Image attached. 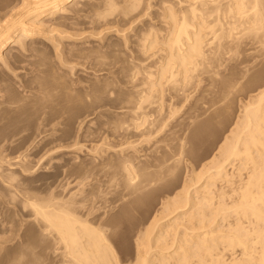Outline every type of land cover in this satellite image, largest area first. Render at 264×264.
Wrapping results in <instances>:
<instances>
[{
	"label": "rangeland",
	"instance_id": "374dc122",
	"mask_svg": "<svg viewBox=\"0 0 264 264\" xmlns=\"http://www.w3.org/2000/svg\"><path fill=\"white\" fill-rule=\"evenodd\" d=\"M13 1L14 0H0V10L2 11V8L3 10H5L8 6H10L9 3L11 2L13 3ZM86 1L87 0H84L83 3L81 2L80 4H78V6H76L75 10L78 12L80 11L78 14L77 12L74 13L75 12L74 10H70L68 13H63V14L59 13L58 15L55 14L53 15V17L44 16L42 18L44 26L47 25L49 20L50 22L47 27L43 26V28H41L43 29L42 31L44 32L40 33V35L43 37L31 38V40L43 39L40 42L31 41V44L25 46L26 48L24 49V51L23 49H19L14 42L9 44V46L3 49L4 50L3 53L9 52V54L8 55L6 53L4 54V56L6 55L7 56L3 57L5 59H3V63L0 64L1 65L0 66V237L3 238V235H5L6 237L5 236L4 237L10 240L7 242L4 241L2 242V244H0L1 246L0 248H2L4 243V247L6 246L7 249L9 250L8 252L6 247L0 249L1 251L0 261H2V258L4 259V262L2 261L0 262V264L2 263L6 264L7 262L10 261L9 258L10 254L12 256V254L15 253L11 251L14 250L12 246L16 244L18 245L17 249L19 250H16L17 246L14 247H15V251H17L18 254H20L21 247H24L25 249V246H27V248L28 247L32 248L35 253L36 251L39 250V252H37L38 254L42 252V249L43 250L45 249L43 251V254L46 253V255L45 254L44 255L46 256L47 260L45 256L44 258L41 257V255H43L41 253L38 255V260L36 261L37 263L39 262V264L45 261H46L45 263H47V261L50 260V257L52 255L50 254L51 250L49 248L52 246V244H49L51 239L50 240L48 239L51 238V236L48 235V239L46 240L47 234L44 232L41 233L43 229H39L41 228V226L38 225L39 223L37 221L33 220V217H31L32 212L30 213V211H32L33 208L29 203L31 201L32 202L37 201V203L39 202L44 203L42 202L43 197L45 199H48L45 200V202L48 201L46 202L47 204H50V202H52L53 200L54 201L52 203L54 204L55 202L56 204L62 203L67 205H70L72 203L70 205L72 207L78 204L80 205L79 209H82L85 213L91 212V214H94L96 212L97 214L100 213L99 211H101L100 213L101 221L107 220V222H110L109 221L110 218L115 220L114 222L112 220L110 223L114 224L115 222H117L118 224L115 223L114 224L115 226L112 225V227L108 226L109 229L107 227L108 229L107 231L113 229L114 227L118 228L117 230L115 228L114 231L113 230L112 231L117 232L116 234L114 233L116 235L114 237H116L115 240L118 242V243L116 242V244L117 245L119 244L118 249L120 255L122 254L121 256L123 257V260H126V258L130 259L134 255V249H135L134 232L143 223L141 221H144L143 218H145L148 209L149 208L156 209L158 207L156 203H158L160 200H163L164 198L167 199V197H170L172 193L176 192L180 188L179 187L178 189H176V187H178L183 182V180L189 179L192 176L193 172L201 175L202 180L200 179V181L201 182L203 181L206 172L200 170L202 169L201 165L204 164L206 160H209L212 154L213 155L215 154V151L217 150L219 145L224 141L223 139L229 136L230 129L232 130L235 127L234 126L235 122L240 119L239 118L241 117L240 115H243L242 111L245 105L247 103L248 104L251 103L253 99L256 100L259 91H261L264 88V54H263L264 44H260L261 43L260 40H258L260 43L257 42L258 39L257 37L261 36V34L260 35L257 34L255 37H253L254 35L251 36L252 34L249 36L248 34L243 35L239 39L238 41L239 43L238 42L236 44H233V42L232 43L229 42L231 44L227 43V45L224 46L226 47V49L224 51L222 50L221 51L222 53L220 52L222 55L219 53L217 54V56L216 55L214 56L209 52L210 48L208 49V47L211 46L208 45L204 46L206 43H209L211 37L209 29H205L206 33L209 32L207 33L209 35L204 34L205 32L203 33L204 36L203 40L206 41H203L202 45L204 46L203 49L206 52L205 54L208 53L207 55H205V57L210 56V58L207 59L211 61L213 59V61L212 62L210 61V63L212 64L208 63L207 65H204L202 68L200 66L198 67L201 70H204L205 68L204 71H201L200 69L197 70V68L196 70L193 71L192 73L193 79L191 77L189 78V80L191 79V82L194 83H191L189 80L188 83H186L187 81L184 82L181 81V83L179 81L177 86L173 88V86L170 84V81H168L165 78H162L158 80V82H161L160 83L161 86L158 85L151 86L150 85L151 81L153 82L156 81V83H158L157 79H159V72H158L160 70L159 67H161L162 63L165 62L164 60L167 56L166 51H163L165 50V47L163 48L161 44H163L162 42H164L165 37L167 36L166 34L168 32L167 30L169 29L170 26H167L168 25L167 18H164L165 20L162 18L165 17L166 15L165 13L166 9L169 6L171 7L172 4H173L172 6L174 7L173 10L178 11L176 10L179 9V6L177 5V0L176 2L175 0H173L176 4H174L172 0H168V1L167 0H139V1L130 0L129 3H127V0L126 1L125 0H94V1L88 0L91 2V4L90 2L89 3L87 2L89 4V5L87 4V7L85 5ZM103 1L104 3L102 4ZM93 2H95L96 4L92 5ZM108 2L109 3L112 2V5H109ZM134 3H137V5ZM90 5H92V7ZM95 5L96 8H94V10L97 9L99 13H101L100 15L99 13L94 12L93 6L95 7ZM106 5L107 7L109 6L108 8L114 6L112 7L111 12L106 7ZM131 5L132 6L136 5V6L134 8L133 7L131 8ZM126 6H130V7L126 9ZM77 7L80 9L84 7V9H82V11L83 10L84 11L82 12L80 9L78 10ZM104 10L107 11L109 14ZM70 12L74 14H71ZM95 14L98 15L95 16ZM102 14L104 15L101 16ZM177 14H178L177 16L180 15L178 12ZM62 15H64L65 19L63 18ZM57 16L59 17V19L62 18V20L60 19L61 21L54 24V22H56V20L58 19ZM65 16L66 17L70 16L71 19L69 17L66 18ZM78 16L79 17L82 16L83 18L81 17L79 19ZM52 18H54L53 19L54 21L52 20ZM206 18L210 22L213 16H209ZM63 20L64 22L66 20L69 21H66L65 23L64 22L61 23ZM70 20L71 21L73 20L74 22L72 21L73 22L72 23L70 22ZM45 21L47 22L45 23ZM225 21L226 20H224V22ZM50 23H53L54 26H52ZM152 25L154 26L155 29L154 31L156 32L153 31V27H151ZM148 26L150 27L148 28ZM56 27L57 30H54L56 29ZM51 28H52V32H51ZM144 28H146L147 30ZM164 28L166 32H164L165 31ZM148 29H152V31ZM156 29L157 30L159 29L158 30L160 33V34L158 33L159 35H157L158 31ZM240 30L241 29H239V27L236 30H233L232 35H235L236 31L238 32ZM143 31L144 32L147 31V33H144ZM48 32H50V34ZM141 32L142 34H140ZM144 34H146V36L149 35L147 36V38L154 37V34L157 35L155 36V38L157 39V42L159 41V44H157L156 47L152 48V50L150 49V52H147L149 50H144V52L142 51L144 53L143 54L140 49L142 42L141 40L143 39H138L139 40L138 41L137 37L139 38V35H141L142 37L140 38H146ZM51 37H53L54 39ZM162 37L164 38V40ZM252 37L254 39H252ZM55 38H57V40ZM48 39L49 40L51 39L50 42L51 41L52 42L50 43ZM53 41L55 43H53ZM59 41L61 44L59 43ZM70 43L73 44L74 46L71 45ZM65 44L68 45L66 46ZM136 44L140 50L137 47H135ZM62 45H64L65 47ZM91 45L93 49L90 48ZM15 46L17 48H15ZM58 46L59 48L55 49ZM76 47L78 48L76 49ZM84 47H86V50L89 47L91 51L88 50L89 53L86 52V50L83 51ZM159 47L162 48L160 49ZM68 48H72L71 51L69 49V53H68ZM136 48L140 53H142L141 54L142 57L141 55L136 56L139 54L138 51H135ZM9 49H11V51ZM54 49L55 52L53 51ZM78 49H81L82 51L80 50L81 51L80 52L78 51ZM157 49L159 52L160 50L163 49L161 54L157 52L159 54L156 53L155 55L154 52H156ZM90 52L92 53L90 54ZM72 53L73 54L75 53V55L74 56L71 55ZM79 53L83 54V56ZM153 53L154 55H152ZM219 55H221V57ZM148 57H150V60ZM151 57H153L159 63L154 65L156 61H154V59L151 60L152 59ZM214 57H216L217 59H221V61L220 60L217 61V59ZM141 58H145L143 63H141L143 61L141 60ZM138 59L141 60V62ZM153 61L155 63H152ZM4 62L6 63L5 65H3ZM216 62H218L220 65L219 64L217 65ZM139 64H141L142 66V67L140 66L141 68L139 67ZM149 64L152 66H150ZM208 65L211 68L208 69L209 67ZM149 68L150 69L152 68V71L151 70L149 71ZM141 69H143L144 71H142ZM53 70L55 75L54 73H52ZM45 71L47 72L45 73ZM148 71L152 73L151 77L149 76ZM49 72L51 76L49 75ZM52 74L54 77H52ZM131 74L133 76L134 75L136 76L133 77L131 76ZM155 74H157L158 76L155 77ZM179 76L180 75H177L178 79L180 78ZM51 77L54 79H52ZM50 80L53 81V85L51 83L52 81ZM145 80L151 87H149V85L146 83ZM139 82L142 84H140ZM55 83L57 84L55 85ZM162 83L163 84L166 83L167 85L165 84L166 86L164 85L165 86L164 87ZM182 83L183 86L185 84L189 85L188 87L186 85L184 86V88L186 87L187 91L184 88L181 89L179 88L182 86L181 85ZM189 83H191V86ZM61 86H64L65 88ZM158 88L160 91L158 90ZM154 90L155 92H153ZM170 90L172 93L170 92ZM176 90L177 93H175ZM179 90L180 92H178ZM14 92H16L18 96L15 95L16 93ZM162 92H164V94ZM175 94H177V97ZM153 95L156 96L154 97ZM138 96L141 100L137 98ZM36 97H38L37 98L38 100L36 99ZM62 97L63 99H61ZM174 97H176L177 99ZM149 99L150 101H148ZM151 99H153L154 102ZM158 100L161 101L159 102ZM168 100H171V102L169 103ZM11 101L12 103L13 102L14 103L12 104ZM172 102L174 103L175 106L173 105ZM168 103L170 105L169 111L171 112V114L169 113V111L165 110L166 109L165 106L167 107L169 106ZM138 104L142 105V108ZM147 104H148V108L147 110H144L147 107ZM162 104H164L165 106ZM143 105L146 107L144 108ZM172 105L176 109L171 107ZM59 106L62 108L60 109ZM162 106L164 107L161 108ZM5 108L7 110H5ZM10 108L12 109V111H9ZM207 108L210 109L208 110ZM58 109L60 110L58 111ZM63 109L65 110L62 112ZM217 110H218L217 112L218 114H216ZM57 111L58 114H60V116L56 113ZM125 111L127 113H125ZM136 111L138 112L140 111V113ZM144 111H146L145 114L148 115H145ZM141 112H143V114ZM150 112L152 113V115L150 114ZM134 113L136 114V116L138 115L139 118L141 114V119L143 122L141 121V119L137 118L138 116L137 117L134 116L135 115ZM153 113H155L156 115H154ZM213 113L216 114L215 115L216 117H214ZM143 117L146 118L147 120L144 119ZM138 121L142 122L140 123L141 125H139V123L137 124ZM149 122H151V124ZM133 123L135 124V126H133L134 125ZM146 126L147 127L149 126L150 128H146ZM146 130L147 131L150 130V131L146 133L147 132ZM241 135L243 136V134ZM44 140L45 141L48 140L49 143L52 141L53 142L52 144H50V146L47 145L48 147L45 146V148H43L41 142H44ZM180 143L181 146H179ZM257 152L254 153L252 152L253 153L252 156L254 154L255 156L256 155L258 156L259 152L258 154ZM177 153L179 156L176 155ZM128 155L130 159L128 158ZM124 156L125 157L127 156L126 157L128 158L127 160L130 161L131 164L133 163L134 165L133 164L132 165L136 169H138L137 173H140L142 168V170L146 169L144 170L146 171V173H150V174L152 173V175L161 173L160 175L163 176V180L158 181V183L154 185V188L151 187L148 189L149 191L150 189L152 190L150 191L151 193H148L149 191H146L147 189L143 191V193L144 192L146 193V196L148 198H146L145 195L142 196L143 193H141L140 196L142 197V199L140 197L139 201L141 200L140 202L142 203H139L138 201L137 204L140 207H138L137 205L138 210L137 208L134 210L132 209V212H130L131 211L130 208L128 209L129 207L128 205H126L128 206L126 207L127 210L125 209V205L124 208L122 207V204H124V202L127 203L131 199L133 200L132 198L133 196H131L127 190L125 191L123 190L124 188L123 180H121V182L119 180L121 176H122L121 179H123V172L120 169L122 167V163L126 162V158H124ZM131 156L137 159H134L133 157L131 158ZM118 158L121 159L119 160ZM123 158L125 159V161L122 160ZM93 159H95L96 161ZM100 160L105 161L107 165L105 164V162H103L105 166L103 167V163L101 162L102 163L101 165ZM121 160L122 163H120ZM138 160L144 162V164H142V162L140 161L139 164ZM164 160L166 161L168 160V162L166 161L164 162ZM244 160L245 159L243 160L236 159V161L234 160V163L236 162L234 166L236 167L232 168L233 170L236 169L235 171H237V174L241 177L245 176L243 175V173L245 174L246 170H248V168L246 167H250L252 165V162L251 164H249V161L247 162L245 160L246 161L245 164L247 165L245 166V168L241 167L243 168L241 169L239 165L240 163L244 162ZM257 160H260V158L256 159L255 161ZM161 161L166 166H172L173 163L174 166L175 165L177 166V164L179 165L177 166V169L172 175L169 174L171 175V177L173 176L171 178L173 180L169 179L170 176L168 175L167 176L169 180L168 181L166 178L168 172L166 173L162 169H159L160 167L159 165L162 164ZM176 161L177 163H175ZM114 162L116 163V165L114 164ZM137 163L139 166L138 165L136 166ZM81 164L84 165L85 168L84 166L80 168ZM97 164H100L98 165L100 167L97 166L94 169L93 166L94 165L96 166ZM120 164L121 167L119 166ZM140 165L142 166L146 165L147 167L143 168ZM148 165L149 167H152L151 172H150L151 170L150 168H149L150 170H148ZM153 165H156V167H154ZM86 166L88 167L87 170H86L87 168ZM228 166L229 165H227L226 169L227 170L229 169L228 171L230 172L231 168H228ZM109 167H111L112 170H110L111 168ZM153 167L155 168V170L153 169ZM237 167L240 168L239 173ZM117 169L120 170L119 172L121 173H118ZM232 169L230 172L231 174H233L234 172L232 171ZM81 170L84 171L86 174H84V172L81 173L82 172ZM86 171H88V173ZM112 171L114 174H112ZM96 172H98V174ZM163 172L166 175L162 174ZM235 174L236 172H234L233 174L234 176H232L234 178L231 177L232 178L231 180L235 179V181L234 180L233 181L236 183L237 174L236 176ZM176 179L177 180L179 179V181H176ZM136 180H140V177L136 178ZM233 181L232 183L234 185L230 184L231 187L233 186L235 187L236 185ZM176 183L179 184L177 185ZM198 183L199 182L197 181L196 185H198ZM226 184L227 183L217 180L215 183L216 185L215 189L217 186L224 187ZM230 186L228 183L226 187H224V190L225 191L227 190L226 192L230 191L231 188ZM91 190H93L92 191L93 197L90 195L92 194L90 192ZM95 190L99 195H95L94 193ZM86 193L87 194L89 193L91 197L88 196ZM152 193L153 195H151ZM168 193L169 195H166ZM148 194L150 196H148ZM26 195L27 196L29 195L30 202L26 200L27 198H29ZM30 195H34V196H30ZM100 195L102 196V198H100L101 197ZM164 195L167 197H165ZM35 196L38 197L36 198ZM96 196H99L97 197L98 199L96 198ZM82 197L85 199V201L86 199L87 201L88 199H90L89 202L91 201L90 204L92 208L90 205L88 206L87 201L84 202ZM143 197H145L146 200ZM40 198L42 199V201L40 200ZM77 198L82 199L83 201L81 200L77 201L76 200ZM104 198L106 200V203L103 202ZM113 198L116 199L113 201ZM228 198L229 199L226 198L225 202L229 203L234 200V197L232 201H231L232 197H228ZM31 199H33L34 201ZM49 199L52 201H50ZM70 199L72 200L70 201ZM63 200L65 202H63ZM74 200L76 202L73 205ZM96 200L99 201L97 202ZM78 202H82V203L84 202V204L81 203L82 204L81 205ZM99 202L104 203L102 204V206H106L103 207V209H105L107 213L102 209V206H99L101 205ZM113 203H117V204L115 205ZM86 204L87 206L84 208L83 206ZM95 204L97 205V207ZM153 204L154 206L156 205V207H154ZM81 206L83 208H80ZM93 206L95 208H93ZM85 209L86 210L88 209V211H86ZM97 209L99 210L98 212ZM228 209L232 211L231 208ZM228 211L225 213V217H224V218L227 217L226 218L227 222L229 220L230 224L232 223L234 224L235 222L238 225H240V223L241 225L243 224V226L244 224L247 225L246 223L248 222L245 223V218L238 216L240 217V219H243L244 221L243 222L242 220L239 219L240 221H242L239 222V220H237L238 219L237 214L234 211L233 213L229 211L230 214L229 215ZM26 213L28 215L30 214L29 215L30 217H28ZM105 213L108 215V218ZM230 221H232V223ZM227 222H224L225 223L224 225H228L229 223L226 224ZM35 224H37L36 226L38 227L40 226V227L39 228L36 227ZM236 224H234L233 227H235ZM248 225L246 227H248ZM34 227L37 228L38 230L34 229ZM1 231L7 233L6 234L1 233ZM9 232H11V234L8 235ZM39 233L42 236L44 235L43 236L45 237L43 238L44 242L42 241L43 239ZM9 236H11V238H9ZM23 236H25L24 237L25 239L22 238ZM39 236L41 238H38ZM5 238H3V240H5ZM29 238L31 239L28 240ZM0 240L2 241V239ZM24 241L26 244L22 243ZM27 243L31 244L32 247ZM49 245L51 246L49 247ZM38 246L39 247L42 246L43 248L41 247L40 250ZM46 246L48 247V251H46L47 250ZM30 248H28L29 251L27 249L29 254L32 251V249ZM2 250L4 251V253H2L3 252ZM224 250H222L221 252L222 254L221 259L218 260L216 264H218V262L221 261L222 264L224 262H225L224 264L229 263L230 257L227 256H230L228 254H230L229 252L231 251L229 249L228 250L226 249L227 251L224 252ZM6 251L8 253L5 255ZM238 251H240V248L236 247L235 252H237V254L239 253ZM47 252L48 254H50V256H48ZM24 253L25 254L27 253L26 250ZM4 255L5 257L8 258H4L3 257ZM227 258L229 259L227 260ZM222 259L225 260L223 261Z\"/></svg>",
	"mask_w": 264,
	"mask_h": 264
},
{
	"label": "bare ground",
	"instance_id": "6f19581e",
	"mask_svg": "<svg viewBox=\"0 0 264 264\" xmlns=\"http://www.w3.org/2000/svg\"><path fill=\"white\" fill-rule=\"evenodd\" d=\"M83 1L82 0H14L13 3L11 2L12 4L9 3L10 6H8L5 10H3V8H2V11L0 10L1 11L0 12V64L3 63V59H5L3 57H6L9 54V52H7V53L5 52L7 55L4 56L5 53H3L4 52L3 49L6 48L7 46H9V44L14 42L19 49H23V51H24V49L26 48L25 46H27L28 44H31V41L32 42L33 41L34 42L35 41L40 42L41 40H43V39L31 40V38L43 37L40 35V33L44 32V31H42L43 29H41L44 26V23L42 21V18L44 16L53 17V15H55V14L58 15L59 13H61V14L68 13L70 10H74L75 11L74 13L77 12V14H78L80 11L78 12L75 10L76 6H78V4H80L81 2L83 3ZM92 1H94V0H92ZM133 1H137V0H133ZM87 2L89 3L90 1H88V0L86 1V3H85L86 7L88 4ZM129 2H130V0L129 1L127 0V3H129ZM175 2H176V0H175ZM175 2L173 1L174 4H176ZM99 3H101V2H99ZM103 3H104V1L102 2V4ZM66 4H68V5H66ZM90 4H91V2H90ZM94 4H96V3L93 2L92 5H94ZM134 4L137 5V3H134ZM92 5H90V6L92 7ZM109 5H112V2L109 3ZM113 5H115V4H113ZM121 5H123V4H121ZM172 5H171V7L169 6L166 9V12H165L166 15L164 13L165 17H163V18L161 17L162 19L167 18V20H168L167 26H170V27L167 30L168 32L166 33L167 36L165 37V40L162 37L164 40V42H162L163 44L160 43L163 48L165 47V50H163V49L162 50L166 51L167 56L164 60L165 62L162 63V65L160 64L161 67H159L160 68V70L158 71L159 72V79H157V82H158V80L165 78L168 81H170V84L173 86V88H175L177 86L179 81H180V83H181V81H183V82L187 81L186 83H188L189 81L191 82V79L189 80V78L192 77V79H193L192 73L194 70H196V68L198 70V69H200V68H198L199 66L202 68L204 65H207L208 63L212 64V63H210L211 60L207 59V58H210V56H209L210 54L208 55L209 57H205V55H207L208 53L205 54L206 52L204 51L203 47L206 45L211 46V47H208V49L210 48L209 52L212 55L217 56V54H219L222 50L224 51L226 49V47H224V46H226L227 43L233 42V44H236L239 41V39L241 38V36L246 35V34H248V36L252 34L251 36L254 35L253 37H255L257 34H259V35L261 34L262 38H261V36L257 37L258 38L257 42H259L258 40H260L261 43L260 42L259 43L264 44V1L263 0H177V5L179 6V9H176V10H178V11H174L173 10L174 7ZM135 6L131 5V8L132 7L134 8ZM106 7H107V5H106ZM112 7H114V6H112ZM112 7L108 8L110 10V12L112 10ZM129 7L130 6H126V9H128ZM94 8H96V5H95V7L93 6V10H94ZM175 8H176V5H175ZM79 9L80 8H78V10ZM82 9H84V7ZM82 9H80V10L82 11ZM96 10H94V12L99 13V11L97 10L98 11L97 12ZM101 12H103V11H101ZM105 12H107V11H105ZM177 12L180 14L179 16H177L178 15ZM74 13H71V14H74ZM84 13H83V15H84ZM100 14L101 13H99V15ZM161 14H163V13H161ZM64 15H62L63 18H64ZM97 15L95 14V16H97ZM103 15L104 14H102L101 16H103ZM164 15H162V16H164ZM209 16H213V18L210 22L206 18ZM68 17L70 18V16H68ZM68 17H66V18H68ZM81 17L78 16L79 19ZM57 18L59 19L58 16H57ZM57 18H55V19H57ZM53 19L54 18H52V20ZM60 19L62 20V18H60ZM60 19L58 21L56 20V22H54V24L61 21ZM74 19H76V18H74ZM224 20H226V21L224 22ZM66 21H69V20H66ZM72 21L70 20V22H72ZM46 22L47 21H45V23ZM49 22H50V20H49ZM49 22L47 23V25H45L46 27L48 26ZM63 22H64V20L61 23H63ZM165 23H166V21H165ZM50 24L52 26H54L53 23H50ZM52 26H50V27H52ZM167 26H166V28H167ZM149 27L150 26H148V28ZM151 27H153V31H154L155 30L154 26L152 25ZM238 27L241 30L238 32L236 31L235 35H232V33H233L232 31L236 30ZM144 29H146V28H144ZM205 29H209L211 37L209 36L210 37L209 43H206L203 46L202 45L203 41H206V40H203V37H204L203 33L204 32H205L204 34L209 33V32L206 33ZM54 30H57V27ZM148 30L152 31V29H148ZM164 30H165V28H164ZM51 32H52V28H51ZM154 32H156V31H154ZM164 32H166V30ZM48 33L50 34V32H48ZM144 33H147V31H145ZM158 33H159V31L157 32V35L160 34V33L159 34ZM140 34H142V32ZM155 34H154V37H151V38H149V37L147 38V36H149V35L146 36V34H144L146 36V38H140V37H142L141 35H139V38L137 37V40L143 39V40H141L142 42L140 41L141 42V46H140L141 52L142 51L144 52V50H149L147 52H150V49L152 50V48L156 47L157 44H159V41L157 42V39L155 38V36H157ZM236 34H238V35H236ZM207 35H209V34H207ZM207 35H206V37H207ZM163 36H165V35H163ZM70 37H72V36H70ZM253 37H252V39H254ZM51 38H53V37H51ZM55 39L57 40V38H55ZM50 40H49V42H50ZM72 40H74V39H72ZM161 41H162V39H161ZM53 43H55V42L53 41ZM59 43H60V41H59ZM135 43H137V42H135ZM139 43H138V46H139ZM231 43H229V44H231ZM83 44H86V43H83ZM71 45H73V44H71ZM99 45H101V44H99ZM16 46H15V48H17ZM62 46H64V45H62ZM138 46L136 44L135 47H137L139 49ZM162 47H159V48L161 49ZM230 47H231V45H230ZM58 48H59V46L55 49H58ZM77 48L78 47H76V49ZM84 48H83V51L86 50V47H84ZM90 48L93 49L92 45ZM90 48L88 47L86 52H88V50H90ZM137 48H136V50L135 49L134 50L138 51ZM55 49L53 50L54 52H55ZM69 49L71 51L72 48H68V53H69ZM81 49H78V51H80ZM158 49L156 50V52H154L155 55L157 52H159ZM9 50L11 51V49H9ZM9 50H6V51H9ZM62 50H61V52H62ZM94 50H95V48H94ZM162 50H160V52H159L160 54H161ZM263 51H264V49H263ZM56 52H57V50H56ZM92 52H90V54ZM138 53L139 54L136 56H139L142 54L139 51H138ZM154 53L152 55H154ZM159 53H157V54H159ZM79 54H81V53H79ZM83 54H84V52H83ZM83 54H81V55L83 56ZM63 55H62V57H63ZM71 55L74 56L75 53L74 54L72 53ZM86 55H84V56H86ZM221 55H219V56L221 57ZM157 56H159V55H157ZM70 57H72V56H70ZM141 57H142V55H141ZM148 58L150 60V57H148ZM151 58H152L151 60H153L155 58V56H154V58L153 57H151ZM156 58H158V57H156ZM214 58H216V57H214ZM58 60H59V57H58ZM60 60H61V58H60ZM141 60H143V61L141 62ZM141 60H139V61L141 63H143L145 58H141ZM219 60L221 61V59H217V61H219ZM5 61H7V60H5ZM154 61H156V60L154 59ZM154 61L152 63H155ZM212 61H213V59H212ZM63 62H65V61H63ZM157 63H159V62L156 61V63L154 65H156ZM216 63H217V65L219 64L218 62H216ZM5 64L6 63L4 62L3 65H5ZM140 66H141V64H139V67ZM150 66H152V65H150ZM208 66H206V67H208ZM154 67H156V66H154ZM209 68H211V67L209 66L208 69ZM156 69H158V68H156ZM156 69H154V70H156ZM141 70L144 71L143 69H141ZM150 70L152 71V68L151 69L149 68V71ZM204 70H205V68H204ZM204 70H201V71H204ZM46 72L47 71H45V73ZM52 73H54V70ZM151 74L152 73L149 72L150 77H151ZM49 75H50V72H49ZM54 75H55V73H54ZM177 75H180L179 79L177 78ZM131 76H133V75L131 74ZM131 76H130V78H131ZM134 76H136V75H134ZM156 76H158V75L155 74V77ZM211 76H214V75H211ZM211 76H209V77H211ZM52 77H54L53 74H52ZM125 77H126V75H125ZM52 79H54V78H52ZM144 79H145V77H144ZM151 79H153V78H151ZM50 81H52V80H50ZM131 81H132V79H131ZM51 83L53 85V81ZM146 83H147V81H146ZM160 83L161 82L156 83V81H154V82L151 81L150 85L151 86H155V85L161 86ZM191 83H194V82H191ZM191 83H189L190 86H191ZM56 84L57 83H55V85ZM140 84H142V83H140ZM165 84H163V86ZM41 85H42V83H41ZM45 85H47V84H45ZM150 85H149V87H151ZM181 85L182 86L179 87L180 89L184 88L185 85L187 87L189 86L187 84H185L183 86V83ZM61 87H64V86H61ZM47 88H48V86H47ZM167 88H169V87H167ZM184 89H186V87ZM58 90H59V88H58ZM158 90H159V88H158ZM186 91H187V89H186ZM227 91H228V89H227ZM134 92H136V91H134ZM153 92H155V90ZM170 92H171V90H170ZM178 92H180V90ZM14 93H16V92H14ZM162 93L164 94V92H162ZM175 93H177V90ZM145 94H144V96H145ZM15 95H17V93ZM160 95H162V94H160ZM171 95H169V96H171ZM175 95L177 97V94H175ZM183 95H184V93H183ZM225 95H224V97H225ZM139 96L137 97L138 99H140ZM11 97H13V96H11ZM63 97L61 99H63ZM176 97H174V98H176ZM8 98H10V97H8ZM37 98L38 97H36V99ZM176 99H173V100H176ZM45 100H47V99H45ZM151 100H153V99H151ZM13 101H15V100H13ZM148 101H150V99ZM168 101H169V103L171 102V100H168ZM253 101H255V102H253ZM153 102H154V100H153ZM174 102H176V101H174ZM11 103H12V101H11ZM138 103H140V102H138ZM169 103H168V105H169ZM141 104H142V101H141ZM247 104L245 105V107L243 106L244 107V109L242 111L243 115H240L241 116V117H239L240 119L238 118L239 120L235 122V125H234L235 127L232 130L230 129L229 136H227L225 139H223L224 141L219 145V147L215 151V154L214 155L212 154L210 159L206 160L205 163L201 165L202 169H200V170L206 172V175H205L203 181L202 182L200 181L201 175L193 172L191 177L188 175L190 177L189 179L183 180L182 183L180 181L181 184L178 187H176V189H178L179 187L180 188L176 192L172 193V195L174 194L173 196L171 194H170L171 195L170 197H167L164 195L165 197H167V199L164 198L165 200L163 199V200H160L159 202L157 201L158 203L155 202L156 205L158 206L156 209L155 208H152V209L149 208L148 211L146 210L147 212H146L145 218H143L144 221H141L143 223L137 229L135 228L136 229L134 232L135 249H134V255L130 259L126 258V260H123V257L121 256L122 254L120 255V252L118 249L119 244L118 245L116 244L117 241L115 240L116 237H114V236H116L115 234L117 232H113V231L116 228V227H114L115 226L114 224L117 222H115L114 224H111L110 222L113 220L112 218H110L111 220L109 219L110 222H107V220L101 221V219H100L101 211H99L98 209H97V212L99 211L100 213H97V214L95 211H94L95 212L94 214H91V212L85 213L82 209H79L80 205H78V204H76L77 206L74 205L76 202L75 200L73 201L74 202L73 205L76 207L70 206L72 203L70 205H67V204H62V203L56 204V202H55V204H54V203H52L54 200L52 201L49 199L50 201H52V202H50V204H51L50 205V204L46 203L48 201L45 202V200H48V199H45L44 197H43V201L41 199L42 197L40 198V200L44 203L39 202L40 200L38 201L39 203H37V201H34L33 199H31V200H33L34 202H32V201L30 202L29 195L28 196L26 195L27 197H29L26 200L28 202H30L29 204L33 208V210L30 211V213L32 212L31 217H33V220H35L39 223L38 225H40L41 228H39L40 226L39 227L36 226L37 224H35V226L38 227L39 229H43V231L39 230V231H41V233L44 232L47 234L46 240L48 239V235L51 236V238H49L48 240H50V239L52 240V243H51V240L49 242V244H52V246L49 245V247L51 246L49 249L51 250L50 254L52 256L50 257V260L47 261V263H45L46 262L45 260H43L45 262H42V260H41V262L44 264H216L217 261L220 260L222 257L221 256L222 250L225 249L224 250V252H225L229 249L231 252H229L230 254H228L230 256H227V257H230L228 264H264V161H263V158H264V88L261 91H259L256 100L253 99L251 103H249L248 105ZM159 105H160V103H159ZM162 105H164V104H162ZM173 105H174V103H173ZM173 105L171 107H173ZM41 106H43V105H41ZM139 106H141V108H142V105H139ZM150 106H152V105H150ZM164 106H162L161 108H163ZM143 107L145 108L146 106L143 105ZM165 107H166L165 110L169 111L170 105L168 107L167 106H165ZM59 108L61 109L62 107L59 106ZM147 108H148V104L144 110H147ZM161 108H160V110H161ZM60 109H58V111ZM156 109H158V108H156ZM174 109H176V108H174ZM5 110H7V109L5 108ZM64 110L65 109H63L62 112ZM137 110H138V108H137ZM208 110H207V112H208ZM9 111H12V109L10 108ZM58 111L56 112L57 114H58ZM164 111H163V113H164ZM136 112H138V111H136ZM145 112L146 111H144V114H145ZM157 112H160V111H157ZM207 112H205V113H207ZM217 112H218V110L216 111V114H218ZM44 113H45V111H44ZM125 113H127V112L125 111ZM129 113H131V112H129ZM138 113H140V111ZM141 113L143 114V112H141ZM169 113L171 114L170 111H169ZM134 114H132V115H134ZM150 114L152 115L151 112H150ZM153 114L156 115L155 113H153ZM216 114L213 113L214 117H216L215 116ZM58 115L60 116V114H58ZM145 115H148V114H145ZM145 115H143V116H145ZM134 116H136V114ZM146 117H148V116H146ZM131 118H133V117H131ZM137 118L141 119V114H140V118H139V116ZM158 118H159V116H158ZM144 119H146V118H144ZM155 119H156V117H155ZM136 121H137V119H136ZM139 121L137 122V124L139 123V125H141L140 123L143 122L142 119H141L142 122H139ZM130 122H131V120H130ZM149 123L151 124V122H149ZM133 126H135V124ZM156 127H157V125H156ZM146 128H150V127L146 126ZM151 129H152V127H151ZM143 131H145V130H143ZM148 131H150V130H148ZM148 131L146 133H148ZM241 134H243V136ZM57 141H58V139H57ZM52 142L49 143L48 140L47 141L44 140V142H41V144H42V147L45 148V146H47V145L50 146V144H52ZM179 146H181V143ZM254 150H256V151H254ZM257 151L259 152V155L258 156L256 155V156L259 157L260 160L255 161L256 159H259V158H257L255 156V154L252 156V154L254 152H257ZM258 152H257V154H258ZM176 155H178V153ZM126 157L124 156V158H126ZM132 157L133 156H131V158ZM124 158L122 160L125 161ZM128 158H129V155H128ZM128 158H126V162H128V163H126V162L122 163V160L120 162V163H122V167H121V164L119 166L121 167L120 170L123 172V179H121L122 178V176H121V178H119V180H120V182H121V180H123V186H124V188L122 187L123 190L124 191L127 190L129 192V194L131 196H133L132 197L133 200L131 199L132 200L131 201L129 199L130 201L127 202L128 204L124 202V204H122V207L124 208V205H125V209H126V207L129 206L128 209L130 208L131 209L130 212H132V209L134 210L137 208V210H138V207H140L137 203L141 197L140 196L141 193H143V191L146 189H147L146 191H149L148 189L151 187L154 188V185L156 183H158V181L163 180V176L160 175L161 173L158 174L157 171H156L157 174L156 175L154 174L155 176L152 175V173L151 174L146 173V171H144L146 169L142 170V168H141V172L137 173L138 169H136L133 166L134 165L133 163H132L133 164L132 165L130 163V161L127 160ZM133 158L137 159L135 157H133ZM254 158H256V159H254ZM118 159L120 160L121 158H118ZM134 159H132V160H134ZM236 159H238V160L245 159L247 162L249 161V164H251V162H252V165L250 167H246V168H248V170L245 169L246 173L245 174L243 173V175H245L244 177L239 176L237 174V171H235L236 169L235 170L232 169V168L236 167V166H234L236 163V162L234 163V160L236 161ZM93 160H95V159H93ZM231 160H232V163H234V164L231 163ZM245 160H244V162L240 161V162H242V163H240L241 166L239 165L240 168L241 167L245 168V166L247 165V164H245L246 163ZM23 161H24V158H23ZM139 161L140 160H138V163H139ZM165 161L166 160H164V162ZM22 162H20V163H22ZM97 162H99V161H97ZM101 162L103 163L105 161L100 160V163ZM140 162H142V161H140ZM166 162H168V160ZM102 163H101V165H102ZM138 163L136 164V166L138 165ZM161 163H162V161H161ZM161 163H159V164H161ZM172 163H170V164H172ZM175 163H177V161ZM105 164H106V162H105ZM114 164L116 165L115 162H114ZM142 164H144V162H142ZM98 165H100V164H97L96 166L94 165L93 168L95 169V167H97ZM149 165H151V164H149ZM149 165H148V170H150L152 168V167H149ZM227 165H229L228 168H231L232 171L236 172V174H237V176L235 174V176L237 177L236 183L234 182L235 179H233L234 181L231 180L232 178H234V177H232V176H234L233 175L234 172H233V174H231L230 173L231 169H230V172L228 171L229 169L228 170L226 169ZM83 166L84 165L81 164L80 168ZM140 166H142V165H140ZM153 166L156 167V165H153ZM159 166H160L159 169H162L166 173L168 172L167 175L164 172L162 173V174L166 175V178H167V176L169 174L172 175L175 172V170L177 169V166H179V165L177 164V166L176 165L174 166V163H173L172 166H166L164 163H162ZM98 167H100V166H98ZM103 167H105L104 163H103ZM142 167L146 168L147 166L144 165ZM154 167H153V169L155 170ZM84 168H85V166H84ZM109 168H111V167H109ZM240 168L237 169L238 173H239ZM243 168H241V169H243ZM87 169H88V167L86 168V170ZM110 170H112V168ZM120 170H118V173H121V172H119ZM88 171H86V172L88 173ZM100 171H101V169H100ZM113 171H114V169H113ZM113 171H112V174H114ZM151 171H152V169L150 170V172ZM159 171H161V170H159ZM83 172L84 171H82L81 173H83ZM96 173L98 174V172H96ZM84 174H86V173L84 172ZM175 174H178V173H175ZM175 174H174V176H175ZM171 175H169L170 176L169 179H171L173 177V176L171 177ZM138 177H140V180H136V178H138ZM167 180H168V178H167ZM171 180H173V179H171ZM217 180L222 181V182L227 183V184L229 183V186H230V184H233L232 183V181H233L236 185H235V187L230 186L231 187L230 191L226 192L227 190L225 191L224 187H226L227 184L224 187L223 186H220V187L217 186L215 189V186H216L215 183ZM176 181H179V179L178 180L176 179ZM197 181L199 182L198 185H196ZM162 183H160V184H162ZM176 184L178 185L179 183H176ZM176 184H174V185H176ZM156 187H158V186H156ZM156 189H153V190H156ZM174 189H175V186H174ZM93 190H94V188H93ZM93 190H91L90 192L92 193ZM150 191H152V190L150 189ZM150 191L148 193H151ZM94 193H95V195H99V194H97L96 190ZM144 193L142 196H144V195L146 196V193L145 194ZM120 194H122V193H120ZM87 195L88 196L91 195L93 197V193L90 195L88 193ZM151 195H153V193ZM166 195H169V193ZM30 196H34V195H30ZM148 196H150V195L148 194ZM97 197H99V196H96V198ZM228 197H232L231 201L233 200V197H234V200L232 202H229V203L225 202L226 198L229 199ZM36 198H34V199H36ZM100 198H102V196ZM143 198L146 200V198H148V197L146 196V198L145 197H143ZM78 199L79 198H77L76 200L77 201H80V200L83 201L84 200V202L87 201V199L85 201L84 198H83V200L82 199L78 200ZM115 199L113 198V201ZM141 199H142V197H141ZM144 199H143V201H144ZM66 200H68V199H66ZM71 200L72 199H70V201ZM89 200L90 199H88V201H87L88 206L89 205L91 206V204H90L91 201L89 202ZM121 200H123V199H121ZM140 201H139V203H142ZM63 202H65V201L63 200ZM84 202L83 203L78 202V203L84 204ZM103 202L106 203L105 198H104ZM99 203L101 204V205H99L97 203L99 206H102V204H104L101 202H99ZM113 204L116 205L117 203H113ZM154 204H153V206H154ZM126 205H128V206H126ZM137 205H138V207H137ZM156 205L154 207H156ZM86 206H87V204L84 205L83 207L85 208ZM94 206H93V208H95ZM99 206H98V208H99ZM83 207L81 206L80 208H83ZM96 207H97V205H96ZM103 207H106V206H102V209H103ZM91 208H92V206H91ZM228 208H231L232 211H230V209H228ZM227 209L230 212L233 213V211H234L237 214V218H238L237 220H239L240 217H243V218H245V223L248 222L246 224L247 225L250 224V225H248V227H246L247 225H245V224L243 226V224L241 225V223H240V225H238L234 222V224H236V225H235V227H233L234 224L232 223V221H235L236 219L230 221L232 223V224H230L229 220L227 222V219H226L227 217L224 218L225 213L228 211ZM93 210H92V212H93ZM103 210L105 211V209H103ZM86 211H88V209ZM229 211H228V214H229ZM27 213H26V215H28ZM144 213H145V211H144ZM29 215H28V217H30ZM226 216H227V214H226ZM238 216H240V217H238ZM24 217H25V214H24ZM109 217H110V215H109ZM107 218H108V215H107ZM225 219H226V221H225ZM31 220H32V218H31ZM240 220L243 221V219H240ZM240 220H239V222H242ZM114 221L115 220H113V222ZM224 222H227L226 224H228V223L229 224L224 225L225 224ZM112 225H114L113 226L114 228L113 229L110 228L111 230L107 231L109 229V227H112ZM107 227H108V229H107ZM34 229H37V228L34 227ZM117 229L118 228H116V230ZM2 231H1V233H5ZM4 231H6V230H4ZM8 231H9V229H8ZM11 232H9L8 235L11 234ZM4 236L5 235H3V238L6 237V236L5 237ZM43 236L41 235L42 239L45 238ZM24 237L25 236H23L22 238H24ZM41 237L39 236L38 238H41ZM3 238L0 237V239H2V241L0 240V244H2V242H4V241L7 242L10 240L8 238H5V240H3ZM9 238H11V236H9ZM30 239L31 238H29L28 240H30ZM42 241L44 242V239ZM43 242H41V243H43ZM22 243H25V241ZM41 243H40V245H41ZM27 244H29V243H27ZM29 245H31V244H29ZM14 246H17L16 250H19V249H17L18 248L17 244ZM14 246H12L14 248V250H11L12 248L10 250L16 253L17 251H15ZM5 247H4V243H3L2 248H5ZM31 247H32V245H31ZM41 247H39L40 250H41ZM236 247L240 248V251H238L239 252L238 254H237V252H235ZM2 248H0V249H2ZM19 248H20V246H19ZM22 248L24 249V247H21L22 253L20 251V254H18V252L16 254L13 252H10L13 254H12V256L10 254L11 257L9 256L10 261L7 262L8 264H36L37 263L36 261L38 260V255L41 253L43 254V251L45 250V249L44 250L42 249V252L40 251L41 253L38 254L37 252H39V250L36 251V253H35L32 248L28 247V248L32 249V251H33L32 252L30 250L31 252L29 254V252H28L29 249L27 248V246H25L24 252H25V250L27 252L25 254L23 252ZM26 248L28 249V251ZM6 249H7V247H6ZM34 249H35V246H34ZM4 251L2 253H4ZM7 251L9 252L8 249H7ZM7 251H6L5 255L8 253ZM46 251H48V247H47ZM224 252H223V254H224ZM0 253H1V251H0ZM44 254L46 255V253H44ZM44 254L41 255L42 258H44V256H45ZM47 254H48V252H47ZM50 254H48V256H50ZM5 255L3 257L8 258V257H5ZM25 257H26V259H25ZM45 258H46V256H45ZM228 259L229 258H227V260ZM46 260H47V258H46ZM2 261L4 262L3 258H2ZM2 261H0V262H2ZM5 262H6V260H5ZM42 263H40V264H42ZM219 263L222 264V261L218 262V264ZM37 264H39V262Z\"/></svg>",
	"mask_w": 264,
	"mask_h": 264
}]
</instances>
